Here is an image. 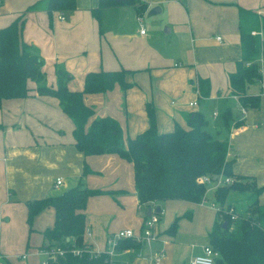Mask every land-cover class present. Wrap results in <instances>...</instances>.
<instances>
[{"label": "crops", "instance_id": "0c3cea01", "mask_svg": "<svg viewBox=\"0 0 264 264\" xmlns=\"http://www.w3.org/2000/svg\"><path fill=\"white\" fill-rule=\"evenodd\" d=\"M75 1L72 10L48 13L44 0H0V27L19 15L24 18L22 38L37 48L48 85L56 84V67L69 74L67 86L71 90L83 87L88 71L126 69L125 79L130 85L125 91L116 83L105 92L83 94L94 116L108 115L118 121L124 140L148 127L147 103L153 107L159 131L172 130L175 125L188 129L189 114L201 111L210 130L221 132L217 109L209 112L210 118L202 110L201 104L211 98L225 100L232 117L240 119L241 105L237 95L231 93L228 77L240 57L238 10L241 7L264 15V0H136L135 4L98 9V0ZM33 3L35 7L28 9ZM154 6L159 12L148 13ZM140 24L144 33L139 31ZM259 65L264 84V58ZM199 78L208 80V96H197L194 86ZM260 79L257 90H248L255 82L246 88L247 93L260 95L259 107L246 109L243 123L230 128L226 157L233 159L234 173L251 175L257 185L264 186V87ZM29 86L34 89L35 83L30 81ZM192 101L196 103L189 105ZM72 129V120L53 96L31 90L26 97L2 99L0 264H40L41 232L52 225L54 211L51 207L42 210L29 231L25 201L75 185L80 177L88 188L112 191L87 200L84 241L92 251L106 250L108 237L120 229L141 231L149 207L138 203L132 163L115 153L84 155L74 145ZM84 163L90 171L82 175ZM57 177L62 183L55 187ZM211 200L160 202L157 205L166 223H161L159 217L156 237L141 241L137 247L114 249L112 262L149 264L161 252L164 264H180V254L185 250L174 240L183 231H197L204 238L201 252L208 244L207 234L216 216ZM258 201L264 205V190ZM184 212H188L187 218L178 219L176 230L165 232L171 221ZM184 219L189 220L187 228L181 227ZM203 222L206 224L197 228ZM17 223L21 235L17 231L12 241L10 236L6 239L3 229Z\"/></svg>", "mask_w": 264, "mask_h": 264}, {"label": "trees", "instance_id": "16d2710c", "mask_svg": "<svg viewBox=\"0 0 264 264\" xmlns=\"http://www.w3.org/2000/svg\"><path fill=\"white\" fill-rule=\"evenodd\" d=\"M44 2L48 13L72 10L76 6L75 0ZM135 2L136 0H98L96 9ZM35 5L33 3L28 9ZM238 12L240 57L236 61L235 70L229 73V87L245 109L258 108L260 95L247 93L246 88L261 78L258 61L261 56L264 58V15L241 7ZM23 24L24 18L19 15L0 27V105L2 99L26 97L31 90L57 98L62 111L73 122L72 135L77 150L84 155L113 152L132 163L134 186L141 206L150 207L153 204L158 207L157 204L168 199L199 203L207 188L206 183L198 181L199 176L208 175L211 179L215 177V180L220 175L230 177L231 183L219 184L213 192L212 200L218 206L207 237L208 244L218 252L214 264H264V205L258 201L264 186L257 185L251 175L234 173L233 159L226 157L227 134L232 126L241 125L242 120L232 117L230 109L225 108L220 113V118L226 132L221 136L219 131L210 130L209 122L201 111H193L187 118L188 129L175 125L172 130L159 131L153 107L147 103L148 127L124 140L118 121L108 115L94 116V109L84 103L83 94L105 92L116 83L125 91L130 85L125 79L127 70L88 71L84 76L83 87L71 90L67 86L69 74L56 67V84L48 85L37 48L22 38ZM252 31L255 33H251ZM30 81L35 83L34 89L29 86ZM197 87L199 97L209 95L207 79H197ZM89 171L84 163L82 175ZM231 190L247 191V199H250L245 212L235 214L236 219L232 218L234 208L226 200ZM110 192L112 191L88 188L80 177L75 185L27 200L28 230H32L34 217L51 207L54 211L53 223L42 230L43 241L40 248L62 247L63 255L57 258L60 264H115L106 252H90V245L84 241V209L88 198ZM160 212L159 207L156 212L158 216ZM177 221L178 217L165 232H174ZM139 245L140 242L133 238H123L115 244V249ZM72 247L80 248V254H74ZM5 264L13 263L7 261Z\"/></svg>", "mask_w": 264, "mask_h": 264}, {"label": "built area", "instance_id": "2783aa9c", "mask_svg": "<svg viewBox=\"0 0 264 264\" xmlns=\"http://www.w3.org/2000/svg\"><path fill=\"white\" fill-rule=\"evenodd\" d=\"M59 18H63V16L61 14H59ZM137 20L139 22H141V18L139 16H137ZM139 31L141 33H144L145 29L142 26V24H140V29ZM251 33H255V31H252ZM218 39H220V37H217ZM263 57L261 56L259 58V62H262ZM260 72L261 71V67H260ZM261 80V79H260ZM261 87H264L263 81L261 80ZM195 92L197 94V96H199V90L197 87V84H195L194 86ZM196 102L192 101L189 102V105H194ZM246 113V109L241 105L240 107V120H242L245 116ZM216 112H213V115H215ZM198 181L199 182H203L207 184V188L205 190V196L203 197V199L201 201H205L208 200L206 197V193L207 191H209V188H216L219 184L222 183H231L232 179L228 176H223L220 175L218 177L217 180H213L211 179L210 176L208 175H201L198 177ZM61 178L57 177L55 182H54V186L57 187L61 184ZM211 206L215 207L217 210V205L213 202V200H211ZM235 216L233 215L232 218H234ZM159 221V216L157 215V213L154 210V207L151 208V213L149 215L144 216L143 221H142V227H141V231L139 233H134L133 230L131 228H124V229H120L114 233H112L107 240V244L108 247L106 248V250L104 251H92L90 249V252H95L96 254H98L99 252H106L111 260V255L114 254V249H115V244L117 243L118 240L123 239V238H133L138 242L141 241H149L151 239H153L154 237H156L157 235V230H156V226L157 223ZM64 252V249L60 246H52L50 248H46L43 249L42 251V255L43 258L40 261V264H50L52 262H54L55 264H60L57 261V258L59 256H62ZM72 252L76 255H79L81 252L80 248L77 247H72ZM218 252L209 244H206L202 247V251L199 254L193 255L189 260H188V264H214L215 262V258L217 257ZM1 257V255H0ZM21 258H25L24 254L20 255ZM149 264H164L163 262V257H162V253L160 252L159 254H157L154 259L149 263Z\"/></svg>", "mask_w": 264, "mask_h": 264}, {"label": "rangeland", "instance_id": "374dc122", "mask_svg": "<svg viewBox=\"0 0 264 264\" xmlns=\"http://www.w3.org/2000/svg\"><path fill=\"white\" fill-rule=\"evenodd\" d=\"M144 26L147 28L146 22H144ZM146 31L149 32L150 30H146ZM255 85L254 86L250 85V88L248 90H251V91L252 90H257L258 86L260 87V83H258L257 81H255ZM121 91H122V89H121ZM201 105H202V110L204 112H206L205 113L206 116H208V118H210L211 115L209 114V112L211 113V110L216 108L217 111L219 113H221L224 110L225 106H226V101L225 100H219V99H212L211 98V99H208L207 101H205V103L201 104ZM121 109L123 110L122 106H121ZM236 110H237V107H236L235 111ZM219 117H220V114L218 115V118ZM218 121L221 122L219 119H217L216 122H218ZM225 132H226V129H224V127L221 128L220 135L224 136ZM111 153H113V152H111ZM115 154H117V153H115ZM214 189L215 188L212 187V188H209V191H207L206 197L207 198H208V196L210 197L208 199H213ZM247 194H248L247 191L238 192V191H235V190H231L230 193L228 194V196L226 197V200L230 202V206H232L234 208V212L233 213H234V216H235L234 218L235 219H236V215H238L239 212H242V213L245 212L247 204L250 202V199H247ZM203 209L208 212L207 216H209V215L211 216V214H210L211 211L206 209V207H204ZM231 210L232 209H230V211ZM207 216L205 218H207ZM159 217H160V222L165 224L166 223L165 214L164 213H162V214L160 213ZM182 217L183 218H187V213L184 212L183 214L180 215V217L178 219L181 220ZM179 220L177 221V224L180 225V221ZM188 221H189L188 219H184L182 221V223H181V227H186L187 228L188 227L187 224L189 223ZM4 223L8 224L9 221H6ZM185 223H187V224H185ZM205 224L206 223H204V222L202 224H198L197 228H202ZM3 231H4L5 238L7 239L8 236H10L11 241L13 240L14 234H17V231H18V236L21 235V229H20L18 223L16 224V226H14V224H13V225H11L9 227H5L3 229ZM183 232L184 233H181L179 239L176 238L174 241L177 242V243L179 242L178 243L179 244L178 246H180L179 248H183L185 250V252L180 254V259H181V261H183L180 264H188V256L190 254L196 255V254L201 253L200 252V247H201L200 243L201 242L203 243L204 238L201 235H199L197 231H195V232L183 231ZM16 238H17V236H16ZM19 240H20V238H19ZM191 245H193V246H191ZM15 249L18 250L19 247H16Z\"/></svg>", "mask_w": 264, "mask_h": 264}, {"label": "water", "instance_id": "95a60500", "mask_svg": "<svg viewBox=\"0 0 264 264\" xmlns=\"http://www.w3.org/2000/svg\"><path fill=\"white\" fill-rule=\"evenodd\" d=\"M115 1L120 2L121 0H115ZM156 12H159V7H157V6H154L148 10V13H156ZM263 40H264V37H263ZM213 179H215V177ZM154 210H155V212H158L159 207H155ZM150 213H151V207L147 208L145 214L149 215ZM225 227H226V223L223 224V228H225Z\"/></svg>", "mask_w": 264, "mask_h": 264}]
</instances>
